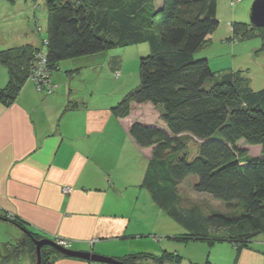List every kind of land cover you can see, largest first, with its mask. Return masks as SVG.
Wrapping results in <instances>:
<instances>
[{"label": "trees", "instance_id": "1", "mask_svg": "<svg viewBox=\"0 0 264 264\" xmlns=\"http://www.w3.org/2000/svg\"><path fill=\"white\" fill-rule=\"evenodd\" d=\"M44 7V51L27 45L0 52V65L8 72L0 103H14L38 55H45L48 72H53L62 62L147 44L148 55L139 63V85L110 109L116 119L128 118L137 107L151 108L159 118L129 129L137 147L151 150L141 187L157 209L188 230L174 239L227 242L235 248L236 259L249 250L264 232V88L252 91L244 70L219 76L210 69L203 54L220 24L217 0H44ZM231 25L229 41L258 38L259 52L264 53V28ZM240 142L260 147L261 153L248 154L237 147ZM189 144L196 146L194 156ZM189 177L193 192L219 201L225 212L204 214L199 206L183 207L179 187ZM8 218L0 212V220L25 234L12 252V246L4 245L1 264H17L22 255L36 264L34 242L60 239L31 232L22 220ZM40 254L41 264L72 259L50 246H43ZM179 259L164 252L159 258L137 253L116 260L178 264Z\"/></svg>", "mask_w": 264, "mask_h": 264}, {"label": "crops", "instance_id": "2", "mask_svg": "<svg viewBox=\"0 0 264 264\" xmlns=\"http://www.w3.org/2000/svg\"><path fill=\"white\" fill-rule=\"evenodd\" d=\"M46 19L44 0H0V52L40 47L46 40L40 24L46 29ZM227 23L210 36L209 47L224 42ZM222 45L226 50L219 57L225 63L228 46ZM129 53L114 55L107 67L113 73L120 70ZM107 55L60 63L50 74L56 86L51 95L28 78L11 106L0 103V212L22 220L31 232L68 241L71 251L119 259L125 256L120 242L145 232L143 210H160L141 187L151 150L137 147L129 136L134 119L141 117L135 115L140 107L126 119L110 112L138 81L133 76L114 81L112 73L97 74ZM209 64L213 71L234 70L229 64ZM7 84V69L0 65V90ZM65 187L70 193L62 192ZM24 234L0 220V248H10ZM257 238L254 243L261 245L240 253L238 264H264V243ZM74 259L54 264H96Z\"/></svg>", "mask_w": 264, "mask_h": 264}, {"label": "rangeland", "instance_id": "3", "mask_svg": "<svg viewBox=\"0 0 264 264\" xmlns=\"http://www.w3.org/2000/svg\"><path fill=\"white\" fill-rule=\"evenodd\" d=\"M254 1L255 0H217V11L219 14L218 18L220 22L218 28H222L228 21L232 23L237 22L249 24L251 6ZM233 15L236 16L235 19L232 18ZM232 23H227L229 35L224 40V42H215L212 47H210L209 52L206 51L204 54L208 55L207 58L209 61H212V63L214 61L215 64H220V68L225 66L226 64L233 65L235 71H238L239 67H244L243 69L245 71L247 85L252 91H259L264 88V53L259 52L261 46L260 40L258 38H255L244 42L229 41L232 32ZM40 25L41 28L45 31V28L42 26V24ZM43 35L45 36V34ZM46 41L47 40H44L43 44L38 48L43 49L47 44ZM222 44L228 46L227 50L229 53V59L225 63H222L224 59L222 60V58L219 57L220 55H222L221 52L226 50V48H224ZM139 48H145V50L147 51L142 52L141 50H139ZM125 49L126 48L110 51L106 58L107 63H105L104 68L102 70H99L97 74L101 75L104 73H112V75L114 76V81L120 80V78L122 77L127 78L133 76V78H135V80H137L139 84V63L142 57L148 55V45L145 44L141 46H134L130 49V51ZM123 52H130L129 56H124V64L120 65V70L113 73L108 67H111L114 55L118 57L119 55L123 54ZM38 58L39 60L35 63V68H41V70L44 71V78L38 83H34L36 85V88H38L40 91H46L48 95H51L53 93L52 90L56 88V86H54L50 80V74L52 72H48V69L46 67L45 55H38ZM209 67L211 69L210 65ZM33 71L31 72L29 77L31 79L32 75L35 74ZM213 72H216L219 76H221L223 75V73H227V70H221L218 68L217 71ZM75 73H77V71H75ZM45 81L46 84L43 85L42 83H44ZM150 114H152L153 116H151ZM135 115L141 117L139 120L134 119L135 122L133 123V125L142 123L154 124L159 121L157 114L153 110L149 111V109L145 107H142L138 111H136ZM189 146L190 154L194 156L196 153V146L194 144H189ZM237 147L252 156L259 155L261 153L260 147H247L242 142H240ZM191 183L193 184V177L187 178L179 187V193L181 195V198L183 199V207L189 209L192 206H199L204 214H207V212L209 213V211L215 210L225 212L224 207L219 201L213 200L210 196L203 194L200 195L193 192L191 189ZM141 215V226H143L145 232L144 234H142V236H139V238H133L132 240H125L120 242V248L125 253V255L144 253L159 258L161 255H163L164 252H167L170 254H177L180 257L178 264H203L206 261H209L211 264H238L240 255L236 259L237 253L233 245L227 242H217L212 245L207 241H183L174 239L179 238L180 235L182 236L184 234H187L188 230L169 218L167 215H165V213H162L161 211L159 214H154V212L143 210V213ZM10 219L12 218L9 217L8 220ZM222 235H224V233H222ZM258 241L260 243H264V232L258 236L257 242ZM254 244L255 243L251 244V250H253ZM255 245L261 244L256 243ZM17 246H19V243L12 244L10 252H12L13 248ZM2 249L3 247L0 248V255L1 253H3ZM261 253H264V251H261ZM113 260L117 261L116 259ZM12 262H14V260H12ZM28 263L29 257H27L26 255H22L21 257H19L17 262V264ZM148 264H154V262L150 261L148 262Z\"/></svg>", "mask_w": 264, "mask_h": 264}, {"label": "water", "instance_id": "4", "mask_svg": "<svg viewBox=\"0 0 264 264\" xmlns=\"http://www.w3.org/2000/svg\"><path fill=\"white\" fill-rule=\"evenodd\" d=\"M250 23L256 28H264V0H255L253 2L250 11ZM34 245L36 248V264H41L40 250L43 246H50L52 248H55L57 251L67 256L68 258H75L98 264H122L111 258L98 256L93 253L65 250L48 239L37 240L34 242Z\"/></svg>", "mask_w": 264, "mask_h": 264}, {"label": "built area", "instance_id": "5", "mask_svg": "<svg viewBox=\"0 0 264 264\" xmlns=\"http://www.w3.org/2000/svg\"><path fill=\"white\" fill-rule=\"evenodd\" d=\"M33 72L35 73L34 75H32L33 82L38 83L39 81H41L44 78L43 77L44 71L41 70V68L36 67ZM42 84L45 85L46 81ZM62 192L64 194H68V193H70V189L64 188ZM54 243L59 247H63V249H65V250L70 249V243L64 239H58V240L54 241Z\"/></svg>", "mask_w": 264, "mask_h": 264}, {"label": "bare ground", "instance_id": "6", "mask_svg": "<svg viewBox=\"0 0 264 264\" xmlns=\"http://www.w3.org/2000/svg\"><path fill=\"white\" fill-rule=\"evenodd\" d=\"M63 248V247H62Z\"/></svg>", "mask_w": 264, "mask_h": 264}]
</instances>
